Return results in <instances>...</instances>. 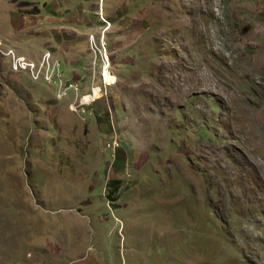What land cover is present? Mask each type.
<instances>
[{"label": "rangeland", "instance_id": "rangeland-1", "mask_svg": "<svg viewBox=\"0 0 264 264\" xmlns=\"http://www.w3.org/2000/svg\"><path fill=\"white\" fill-rule=\"evenodd\" d=\"M0 264H264V0H0Z\"/></svg>", "mask_w": 264, "mask_h": 264}, {"label": "built area", "instance_id": "built-area-1", "mask_svg": "<svg viewBox=\"0 0 264 264\" xmlns=\"http://www.w3.org/2000/svg\"><path fill=\"white\" fill-rule=\"evenodd\" d=\"M9 56L12 57V63H13V56H17V55L14 54L13 52H11V53H9ZM43 60H45V58ZM103 61L104 60H102V62ZM49 64H50V66L46 67L45 63H43V64L41 63L39 66L36 67L34 64H31V63L27 62L26 58L21 57L20 58V63H14V69L17 70V71H24V72L30 70V72L32 74H36L37 75L38 73L39 74L41 73L40 69L41 68L43 69V67H45L46 70H47V77H49L51 75V73H52L53 78L55 79L54 80L55 83L61 81L62 77L60 76V74H61L62 69H60L59 63H56V65H54V63L53 64L49 63ZM72 91L74 92V98H75V104L76 105L86 104L82 100L83 96H81V94H80L78 85H76V84H74L72 82H68L66 84V87L63 90V94L62 95L66 96L67 95L66 92H72ZM63 96H62V98H64ZM95 100L96 99H93L91 102H89L88 105H90V103H93V101H95Z\"/></svg>", "mask_w": 264, "mask_h": 264}, {"label": "bare ground", "instance_id": "bare-ground-1", "mask_svg": "<svg viewBox=\"0 0 264 264\" xmlns=\"http://www.w3.org/2000/svg\"><path fill=\"white\" fill-rule=\"evenodd\" d=\"M103 75V77H104V79L106 80V83H108L109 81H110V74H109V72H107L106 71V73H104V74H102ZM97 88H93V91H95ZM93 94H94V92H93ZM86 97H93V96H86Z\"/></svg>", "mask_w": 264, "mask_h": 264}, {"label": "clouds", "instance_id": "clouds-1", "mask_svg": "<svg viewBox=\"0 0 264 264\" xmlns=\"http://www.w3.org/2000/svg\"><path fill=\"white\" fill-rule=\"evenodd\" d=\"M108 68H110V66H109ZM102 73H103V72H102ZM102 78H103L102 80H103V82H104V77H103V75H102ZM104 84H105V83H104Z\"/></svg>", "mask_w": 264, "mask_h": 264}]
</instances>
